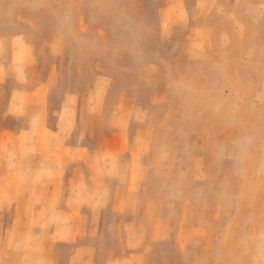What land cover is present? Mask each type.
<instances>
[{"label":"rangeland","instance_id":"obj_1","mask_svg":"<svg viewBox=\"0 0 264 264\" xmlns=\"http://www.w3.org/2000/svg\"><path fill=\"white\" fill-rule=\"evenodd\" d=\"M197 1L0 0V56L19 36L16 64L53 69L36 93L50 125L70 99L69 145L122 142L91 171L53 155L33 171L0 66V264H70L80 247L89 264H264V0Z\"/></svg>","mask_w":264,"mask_h":264},{"label":"crops","instance_id":"obj_2","mask_svg":"<svg viewBox=\"0 0 264 264\" xmlns=\"http://www.w3.org/2000/svg\"><path fill=\"white\" fill-rule=\"evenodd\" d=\"M175 5V0H169L167 8ZM197 12H200V4L199 0L197 1ZM1 35V34H0ZM15 39H19V36H13L6 40H8L7 52L8 58H3V55L0 56V66L5 67V69L10 70L12 76L15 78L16 87L12 90L10 95V100L8 104L7 114L12 116H16L23 119V129H21L18 133H14L16 135V145L19 150H23L29 152V149H37L38 155L30 156L31 161L34 163L36 160L37 169L33 170L39 172L42 170L44 166L47 165L45 159L46 157H50V155L56 158L59 162L55 163L57 167L63 169V165L67 163H75L78 164L79 162L85 160L87 164V169L91 171L92 167L94 169L96 166V160H100L107 155L106 157H113L116 154L120 153V149L122 148V142L118 138L119 133H113L110 138H106L99 146V150L95 152L86 151L83 152V148L81 145H69L67 143V128L75 125L74 117L72 116V111L76 109L74 101L70 99L63 98V101L58 106L56 111H52L56 114L55 124L53 126L49 123V115H51L49 108L38 103V98H41L42 95L39 97L36 93L39 92L40 89L48 90L49 88L53 87L52 85V76H53V69L49 70V73L45 79H39L40 76V68L38 65L33 64H23L19 65L16 64L14 61V52L15 48L13 47V41ZM22 40V38H21ZM23 40L27 43V38L23 37ZM18 46H16L17 48ZM2 71H0V76ZM27 95L29 97L28 105H24V101L21 99L20 101H16L14 104V98L16 96L24 97ZM13 105L17 108L13 109ZM17 109V110H15ZM25 110V111H24ZM72 128V127H71ZM3 132H10L4 131ZM71 131V130H70ZM1 132V131H0ZM35 134V136H33ZM2 135L1 137H4ZM52 147H58V151H48L45 150L48 145ZM21 152V151H20ZM31 163V164H33ZM30 165V164H29ZM54 165V164H53ZM52 167V165H50ZM62 167V168H61ZM32 169V168H31ZM32 171V170H31ZM32 171V172H33ZM63 171V170H62ZM78 172L75 171L73 177L70 179L69 183V195L68 199L74 198L76 194L77 188H81V180L80 175L77 174ZM40 185V184H39ZM25 187H28L26 185ZM57 187V186H56ZM41 190H50V183L49 182H42L40 185ZM119 189L125 190L124 186H118ZM116 201L118 198L116 197ZM124 203H125V192H124ZM70 213L74 212V209L69 211ZM125 230V228H124ZM82 247L75 249L73 255L71 256L70 264H72V259L78 258V264H89L90 261H85L83 259V254L86 252L82 251ZM120 263V261H118ZM47 264H52L51 260L47 262ZM74 264V262H73ZM121 264H123L121 262Z\"/></svg>","mask_w":264,"mask_h":264}]
</instances>
